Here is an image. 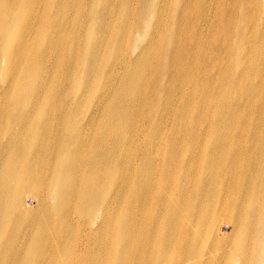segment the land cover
<instances>
[{"label":"bare ground","instance_id":"6f19581e","mask_svg":"<svg viewBox=\"0 0 264 264\" xmlns=\"http://www.w3.org/2000/svg\"><path fill=\"white\" fill-rule=\"evenodd\" d=\"M0 264H264V0H0Z\"/></svg>","mask_w":264,"mask_h":264},{"label":"rangeland","instance_id":"374dc122","mask_svg":"<svg viewBox=\"0 0 264 264\" xmlns=\"http://www.w3.org/2000/svg\"><path fill=\"white\" fill-rule=\"evenodd\" d=\"M201 63H202L201 60H199V59L196 60V64H198L199 67H201ZM198 74H199V71H198ZM198 74H197V77H196L195 80H194V83H196V82L198 81V79H197V78H198ZM219 77H222V76H219V75H218V76L213 77V81H214V82H215V81H216V82L220 81V78H219ZM223 79H224L225 81L228 79L227 74L225 75V77H224ZM216 82H215V83H216ZM185 94H186V93H185ZM146 116H147V115H146V111H145V116H143V117L145 118V120H146ZM185 131H187V130H185ZM140 134H141V133H140ZM195 147H197V146H195ZM195 147H194V148H195ZM159 182L161 183V180H160ZM28 201H29V200H28Z\"/></svg>","mask_w":264,"mask_h":264}]
</instances>
